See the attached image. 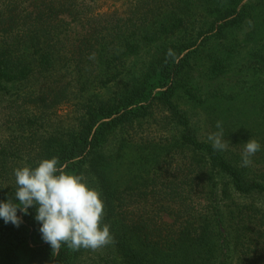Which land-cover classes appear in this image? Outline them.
<instances>
[{
	"label": "trees",
	"instance_id": "obj_1",
	"mask_svg": "<svg viewBox=\"0 0 264 264\" xmlns=\"http://www.w3.org/2000/svg\"><path fill=\"white\" fill-rule=\"evenodd\" d=\"M127 3L0 0V202L18 203L16 168L57 157L99 191L114 238L56 253L35 206L18 209L19 227L0 218V264H264V0Z\"/></svg>",
	"mask_w": 264,
	"mask_h": 264
},
{
	"label": "clouds",
	"instance_id": "obj_2",
	"mask_svg": "<svg viewBox=\"0 0 264 264\" xmlns=\"http://www.w3.org/2000/svg\"><path fill=\"white\" fill-rule=\"evenodd\" d=\"M174 59L175 53L169 49L166 60ZM95 59V53L89 56ZM217 132L210 133L208 140L215 151H224L228 144L224 137L222 122L217 121ZM261 149L255 139L244 144L241 153V167L252 165V157ZM59 159H43L35 168L19 167L14 170L16 191L13 203L10 197L0 202V218L5 224L19 227L22 219L18 209L24 215L35 206V221L40 224L39 232L43 242L58 253L62 244L72 251L80 249L97 250L114 243L110 226L102 224L104 202L101 194L91 188L81 175L67 174L58 167Z\"/></svg>",
	"mask_w": 264,
	"mask_h": 264
},
{
	"label": "rangeland",
	"instance_id": "obj_3",
	"mask_svg": "<svg viewBox=\"0 0 264 264\" xmlns=\"http://www.w3.org/2000/svg\"><path fill=\"white\" fill-rule=\"evenodd\" d=\"M246 0H244L245 2ZM96 7L95 11L106 13L109 16L115 15H125L126 11L128 10V3L127 0H95ZM82 25L73 22L72 27L74 28V31L76 33L82 32ZM79 35V34H78ZM77 35V36H78ZM154 51H149V49H141L138 50V55L134 57V63L137 64L136 67L138 68V71L143 69L145 67V64L149 61L150 55H153ZM68 111L67 107H63L60 110L61 114H65ZM209 119L208 112H205L203 110L200 111V114L198 115V119ZM205 121V120H204ZM206 129H209V124L207 122H204V131ZM39 240L37 239L35 233H32L30 238V245L34 246L37 244Z\"/></svg>",
	"mask_w": 264,
	"mask_h": 264
}]
</instances>
